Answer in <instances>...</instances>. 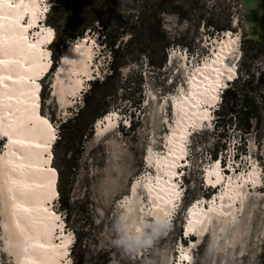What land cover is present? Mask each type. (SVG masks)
<instances>
[{
    "label": "rangeland",
    "instance_id": "rangeland-1",
    "mask_svg": "<svg viewBox=\"0 0 264 264\" xmlns=\"http://www.w3.org/2000/svg\"><path fill=\"white\" fill-rule=\"evenodd\" d=\"M203 3L204 12L207 11L205 18L212 13L216 14L218 10L222 11L220 17L229 26L226 31L231 33L232 38H237L240 56L235 62L233 79L219 89L210 119L202 121L201 126L192 125L188 129L184 142L185 155L176 164L175 174L171 178L180 193L178 199L174 201L172 213L157 227L148 214L149 201L142 191L143 184L149 179L155 182L157 178L153 162L149 163V157L169 154L166 138L176 123L172 111L174 100L177 101L182 94L188 93L189 75L196 67L213 57L212 49L216 44L212 46L211 42L215 39L220 40L227 32L215 33L211 29H206L204 18L197 19V16L189 20H180L176 15H163L162 27L166 37L172 41L178 38L179 45L170 46L166 53V62L160 70L146 67L147 60L143 57L137 63L121 70L115 82L122 87L117 88L114 93L113 89L110 91V107L104 102L99 104L100 109H108L107 113L94 120L92 129L81 140L82 146L77 145V139H71L67 145L58 143L61 124L81 108L90 82L94 79L100 80L108 74L109 54L95 36H85L88 44L90 39L94 40L91 46L93 54L89 61L91 75L89 77L82 75L83 87L68 97L70 102L62 111L63 108L59 107L53 88L57 78H62L58 69L62 63L63 53L57 59L50 47L52 40L43 45V49L49 55V68L37 81L39 113L54 129L51 165L58 179L55 187L57 199L53 200L50 208L58 217L59 225L62 226L61 231L71 238L69 247L64 249L68 252L70 264L74 261L71 250L77 239L78 229L81 230V236L87 240L85 243L87 247L80 255L81 264H101L105 260L107 264H186L187 261L182 258L186 254H189L192 260L190 264H264V126L259 131L252 128L245 145L240 140L242 132L235 120L231 126L219 129L218 133H221L223 138L216 137L214 132L216 111L224 92L228 88H233V81L240 76V72L245 74L247 69L249 74L254 75L255 82L258 81L260 75H264V55L252 54L243 60L242 42L245 29L239 5L237 6L233 0H203ZM40 4L43 7L42 11H48L49 0H41ZM28 18L29 16L23 21L25 25ZM42 22L45 24L44 16L39 20V23ZM35 28H39V25ZM35 28L30 33L34 40L36 38L33 35L38 31ZM211 32L214 34L211 35ZM77 40L68 42L67 47ZM172 51H176V55L170 61ZM179 54L186 56L188 69L182 65ZM141 65L144 67L142 76L139 77L135 72L131 75V72L139 70ZM261 88L264 92V79ZM102 91L94 87L89 98V106L97 103ZM133 102H137L136 108L130 107ZM110 114L115 116L112 117ZM106 117H112L114 126L106 129L102 135H97V127L105 126L103 122ZM88 119L89 116L85 114V123ZM255 132L258 133L257 136H254ZM5 144L6 141L1 139L0 153L3 152ZM66 146H72V151L66 152L65 162L60 157L64 154ZM214 153L215 158L211 157ZM54 165L59 167L60 176ZM215 166H218V172L220 171L219 174L223 178L213 184L215 178L210 176L211 182L207 184V173ZM254 170L258 172V183L254 185L248 180L244 187L247 191L244 192V197L234 202L226 239L220 229L214 231L213 224L206 227L200 239L202 241L198 239L196 233H187L190 208H194V205L209 208L213 203L218 204L226 191L228 180L237 181V184L242 185V181L250 177ZM57 185L58 188L59 185L65 188L70 203L74 202L75 205L79 203L78 211L69 213L62 209ZM133 187H136L137 205L141 206L147 215L142 218L140 234L130 240L128 234L131 232L127 221L130 217L126 209L132 207ZM67 217L69 222L66 220ZM1 233L0 228V239ZM149 239L152 240L151 244L147 243ZM118 241H124L125 246L117 243ZM220 244H223L221 249ZM2 247L1 239L0 264H12ZM78 254L80 252H76L75 257ZM252 257H255L254 261Z\"/></svg>",
    "mask_w": 264,
    "mask_h": 264
},
{
    "label": "bare ground",
    "instance_id": "bare-ground-1",
    "mask_svg": "<svg viewBox=\"0 0 264 264\" xmlns=\"http://www.w3.org/2000/svg\"><path fill=\"white\" fill-rule=\"evenodd\" d=\"M40 1L0 2V140L6 141L4 150L0 153L2 249L12 264H70L68 252L64 249L69 247L71 238L61 231L58 217L50 208L57 194V174L51 165L55 133L52 125L39 113L37 81L49 68V55L43 45L54 38L53 30L43 22L39 23L47 12L42 11ZM28 16L25 25L23 21ZM38 25L39 28H35ZM34 28L38 30L34 33L37 37L33 35L36 40L30 35ZM89 41L90 44L87 37L79 39L63 51L62 63L58 69L62 78H57L53 88L62 111L70 102L68 97L83 87L82 75H91L89 61L93 54L91 46L94 40ZM237 41L236 37L232 38L231 33L227 32L220 40L211 42L212 46L216 44L212 49L213 57L191 72L188 93L182 94L177 101L174 100L172 111L176 123L172 130L170 128V135L166 138L169 154H149V163L153 162L157 178L155 182L149 179L143 184L142 191L149 201L148 214L156 227L172 213L174 201L180 193L171 178L175 174L176 164L185 155L184 142L188 129L210 119L220 87H225L233 79L235 62L240 56ZM175 52L172 51L170 61L176 55ZM179 55L182 65L188 69L186 56ZM112 117H106L103 128L97 127V135H102L106 129L114 126ZM219 173L218 166L209 170L206 183L211 182L210 176L215 178L213 184L218 183L223 178ZM248 180L257 184L258 172H251L250 177L242 181V185L228 180L226 191L218 204L213 203L209 208L202 205L190 208L187 233H196L200 240L206 227L213 224L214 231L220 229L226 239L232 207L247 192L244 187ZM131 195L132 207H128L126 213L130 217L127 221L131 233L128 235L133 240L140 234L142 218L147 214L137 205L136 187L132 188ZM132 243L134 244L133 241ZM222 247L223 244H220L219 249ZM185 256L189 259L186 260ZM182 258L187 261L186 264L192 262L189 254Z\"/></svg>",
    "mask_w": 264,
    "mask_h": 264
},
{
    "label": "trees",
    "instance_id": "trees-1",
    "mask_svg": "<svg viewBox=\"0 0 264 264\" xmlns=\"http://www.w3.org/2000/svg\"><path fill=\"white\" fill-rule=\"evenodd\" d=\"M233 1L237 6L239 5L237 0ZM49 4L45 24L54 32L50 47L57 59L66 49L68 42L83 39L87 35L95 36L100 40V45L109 54L110 64L108 74L100 80L94 79L90 82L81 108L61 124L58 143L63 145L70 143L71 139H77V145L82 146L81 140L92 129L94 120L107 113L108 109H100L99 104L104 102L110 107V91L113 89L114 93L117 88L122 87L121 84L115 82L121 70L137 63L142 57L147 60L146 67L152 70L163 68L167 50L170 46L179 45L180 42L178 38L172 41L171 38L166 37L162 27L163 15H176L180 20H189L194 16L201 20L204 18L203 23L206 29H211L215 33L228 32L226 30L229 27L220 17L222 16L221 10L205 18L207 11L204 12L203 0H49ZM202 12L204 14H201ZM212 34L214 33L211 32ZM252 54L264 55V47L254 40L245 39L244 35L243 60L246 56L251 57ZM143 68L141 65L139 70L132 71L131 75L135 72L141 77ZM248 71L249 69L245 70V74L240 72V76L233 81L234 87L226 89L216 111L217 118L214 122L216 137L223 138V135L218 133L219 129L231 126L235 120L242 132L240 140L243 145L252 128L259 131L264 126V92L261 88L264 75H260L261 78L255 82L254 75L249 74ZM94 87L103 91L99 94L97 103L89 106V98ZM136 104L137 102H133L130 107L136 108ZM85 114L89 116L87 123H85ZM257 134L255 132L254 136ZM70 151H72V146H66L64 154L60 157L61 160L66 162V152ZM211 157L215 158L216 154H211ZM54 166L59 170L60 176L59 167ZM57 191L63 210L69 213L79 210V203L76 205L74 202L70 203L65 188H61L60 185L58 188L57 185ZM85 208L91 209L90 207ZM66 220L69 222L68 217ZM78 230H76L77 239L71 250L74 259L72 264H81L82 256L80 255L87 247L85 244L87 240L83 235L81 236V230ZM76 252L80 254L75 257ZM101 264H107L106 260Z\"/></svg>",
    "mask_w": 264,
    "mask_h": 264
},
{
    "label": "water",
    "instance_id": "water-1",
    "mask_svg": "<svg viewBox=\"0 0 264 264\" xmlns=\"http://www.w3.org/2000/svg\"><path fill=\"white\" fill-rule=\"evenodd\" d=\"M264 0H237L242 11V24L246 39L254 40L264 47ZM251 27V32L249 28Z\"/></svg>",
    "mask_w": 264,
    "mask_h": 264
},
{
    "label": "clouds",
    "instance_id": "clouds-1",
    "mask_svg": "<svg viewBox=\"0 0 264 264\" xmlns=\"http://www.w3.org/2000/svg\"><path fill=\"white\" fill-rule=\"evenodd\" d=\"M117 243L121 244L122 246H125V242H124V241H118ZM147 243H148V244H151V243H152V240L149 239V240L147 241ZM252 260L254 261V260H255V257H252Z\"/></svg>",
    "mask_w": 264,
    "mask_h": 264
},
{
    "label": "snow or ice",
    "instance_id": "snow-or-ice-1",
    "mask_svg": "<svg viewBox=\"0 0 264 264\" xmlns=\"http://www.w3.org/2000/svg\"><path fill=\"white\" fill-rule=\"evenodd\" d=\"M0 2H4V0H0ZM22 2H23V0H22ZM11 6H12V5L9 3V7H11ZM184 258H185L186 260L189 259V257H187V256H185Z\"/></svg>",
    "mask_w": 264,
    "mask_h": 264
}]
</instances>
